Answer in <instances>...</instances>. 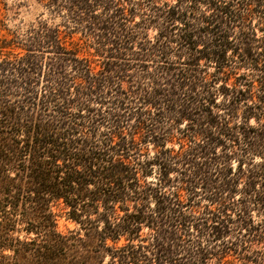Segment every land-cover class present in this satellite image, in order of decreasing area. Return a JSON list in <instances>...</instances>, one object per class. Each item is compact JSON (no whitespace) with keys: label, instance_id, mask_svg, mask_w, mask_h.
<instances>
[{"label":"trees","instance_id":"obj_1","mask_svg":"<svg viewBox=\"0 0 264 264\" xmlns=\"http://www.w3.org/2000/svg\"><path fill=\"white\" fill-rule=\"evenodd\" d=\"M37 1L68 32L0 36V264H264V0Z\"/></svg>","mask_w":264,"mask_h":264},{"label":"rangeland","instance_id":"obj_2","mask_svg":"<svg viewBox=\"0 0 264 264\" xmlns=\"http://www.w3.org/2000/svg\"><path fill=\"white\" fill-rule=\"evenodd\" d=\"M36 19H46L53 25H59L60 29L63 30V34L68 32V29L61 25L63 24L61 16H53L37 0H0V36L4 35L11 38L15 29L18 32H23ZM79 36V34H74L73 38L76 40ZM89 50L92 52V49ZM173 145L175 148L178 146L176 143ZM150 179L148 178V180ZM52 208L56 214L58 231L67 233L69 230L76 231L79 229L78 224L67 218L66 210L61 201L56 202ZM142 232L144 236H147L148 229L144 227ZM124 242L125 240L121 238L119 244Z\"/></svg>","mask_w":264,"mask_h":264}]
</instances>
